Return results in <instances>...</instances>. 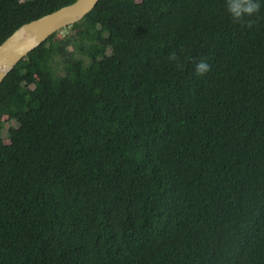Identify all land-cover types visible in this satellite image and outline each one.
I'll return each instance as SVG.
<instances>
[{"label": "trees", "instance_id": "16d2710c", "mask_svg": "<svg viewBox=\"0 0 264 264\" xmlns=\"http://www.w3.org/2000/svg\"><path fill=\"white\" fill-rule=\"evenodd\" d=\"M73 1L0 0V43ZM261 4L99 0L24 56L0 84V264H264Z\"/></svg>", "mask_w": 264, "mask_h": 264}, {"label": "water", "instance_id": "95a60500", "mask_svg": "<svg viewBox=\"0 0 264 264\" xmlns=\"http://www.w3.org/2000/svg\"><path fill=\"white\" fill-rule=\"evenodd\" d=\"M99 0H75L26 22L0 43V84L11 69L51 34L78 22Z\"/></svg>", "mask_w": 264, "mask_h": 264}, {"label": "clouds", "instance_id": "9594fccd", "mask_svg": "<svg viewBox=\"0 0 264 264\" xmlns=\"http://www.w3.org/2000/svg\"><path fill=\"white\" fill-rule=\"evenodd\" d=\"M226 10L231 18L236 22L244 21L246 17H251L258 13L261 9V0H225ZM168 60L173 62L177 68H182L180 57L176 52H171L168 55ZM210 71V65L205 59H200L195 62V73L204 75Z\"/></svg>", "mask_w": 264, "mask_h": 264}, {"label": "rangeland", "instance_id": "374dc122", "mask_svg": "<svg viewBox=\"0 0 264 264\" xmlns=\"http://www.w3.org/2000/svg\"><path fill=\"white\" fill-rule=\"evenodd\" d=\"M67 33H68V31L66 29H60V30L57 31L58 36H63L65 34H67ZM3 122H4V125H5L4 126L5 127L4 131H3V137H4V140L7 141V136L5 135L6 129L10 125H15V122L14 121H9L6 117H4Z\"/></svg>", "mask_w": 264, "mask_h": 264}]
</instances>
